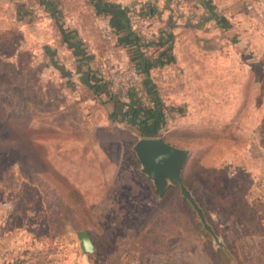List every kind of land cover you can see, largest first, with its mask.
Wrapping results in <instances>:
<instances>
[{"label":"rangeland","instance_id":"rangeland-1","mask_svg":"<svg viewBox=\"0 0 264 264\" xmlns=\"http://www.w3.org/2000/svg\"><path fill=\"white\" fill-rule=\"evenodd\" d=\"M39 1L0 0L5 251L54 264H264V8L103 0L124 10L147 55L161 33L175 35L174 60L149 73L165 107L160 137L189 150L182 181L224 250L178 188L159 197L140 172L137 136L83 89L82 60L52 15L87 47L115 97L146 99L119 40L125 32L96 13L94 0H49L56 9ZM80 231L93 253L81 251Z\"/></svg>","mask_w":264,"mask_h":264},{"label":"trees","instance_id":"trees-1","mask_svg":"<svg viewBox=\"0 0 264 264\" xmlns=\"http://www.w3.org/2000/svg\"><path fill=\"white\" fill-rule=\"evenodd\" d=\"M39 2L45 7H56L55 1L40 0ZM48 4L49 6H47ZM94 8L97 14L108 16L110 25L118 32H125L119 40L123 46L130 50V59L141 76L147 98L129 95L128 102H123L115 97L107 76L99 68L90 65L89 61L92 59V55L89 54L87 47L73 31L65 28L63 23L52 15L57 24L61 42L82 60L80 65L84 68V71L82 70L84 78H82L81 86L91 99L98 101L106 110L111 106V110L107 114L111 123H121L131 128L138 139L160 137L161 130L165 125V107L155 92L154 85L149 80V73L153 68L167 65L174 60L172 50L175 35L172 32L161 33L157 42L152 43L156 54L147 55L141 51L142 45L139 43V37L130 30L129 20L123 9L118 8L115 4L103 2V0H94ZM6 142L0 141V145ZM171 189L172 187L166 192Z\"/></svg>","mask_w":264,"mask_h":264},{"label":"water","instance_id":"water-1","mask_svg":"<svg viewBox=\"0 0 264 264\" xmlns=\"http://www.w3.org/2000/svg\"><path fill=\"white\" fill-rule=\"evenodd\" d=\"M139 164L140 172L145 175L154 187L159 197H162L169 187L178 188L196 212L200 223L213 238L215 244L225 250L224 244L207 223L205 215L191 192L182 181V171L189 156V150L173 146L161 138H140L132 146ZM79 247L83 253L91 254L95 250L90 235L85 231L76 233Z\"/></svg>","mask_w":264,"mask_h":264},{"label":"crops","instance_id":"crops-1","mask_svg":"<svg viewBox=\"0 0 264 264\" xmlns=\"http://www.w3.org/2000/svg\"><path fill=\"white\" fill-rule=\"evenodd\" d=\"M247 2L249 5H260V7L264 8V0H247ZM3 247L4 244L0 245V264H39L42 262L45 264H54L53 259H50L51 257H28L26 253H24L25 255L23 254L25 257H17L20 255H16L15 251H5Z\"/></svg>","mask_w":264,"mask_h":264}]
</instances>
